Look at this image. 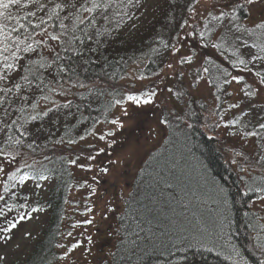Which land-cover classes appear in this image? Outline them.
<instances>
[{
  "label": "trees",
  "instance_id": "16d2710c",
  "mask_svg": "<svg viewBox=\"0 0 264 264\" xmlns=\"http://www.w3.org/2000/svg\"><path fill=\"white\" fill-rule=\"evenodd\" d=\"M199 1L164 0L147 16L140 14L142 0H95L101 7L93 11L86 10L93 0H22L8 9L12 20L0 17L16 29L7 51L0 37V158L10 160L0 171V238L21 215L46 213L31 249L1 264L60 260L73 217L79 144L124 101L117 84L131 70L144 78L162 71ZM214 1L227 9L211 10L195 26L204 50L196 72L207 77L221 112L235 106V70L264 77V20L249 23L246 0ZM29 44L31 52L24 50ZM261 106L258 115L238 121V110L231 120L250 142L237 162L227 158L216 130L204 127L205 102L189 96L185 107L163 110L164 136L136 171L116 219L118 238L103 264H264V213L254 207L264 199ZM26 181H49L46 195L30 198Z\"/></svg>",
  "mask_w": 264,
  "mask_h": 264
},
{
  "label": "rangeland",
  "instance_id": "374dc122",
  "mask_svg": "<svg viewBox=\"0 0 264 264\" xmlns=\"http://www.w3.org/2000/svg\"><path fill=\"white\" fill-rule=\"evenodd\" d=\"M163 1L142 0L140 14L148 16L156 13L154 9L160 8ZM226 5L214 0H200L160 73L144 78L131 70L118 82L117 85L123 89L124 101L116 107L108 122L99 125L78 146L83 154L75 166L78 183L74 186L69 201V213L73 217L67 225L71 235L67 248L61 250L63 255L56 264H103L108 259L118 238L116 219L123 210L124 200L131 190L136 171L149 151L164 136L165 127L160 119L163 110L183 108L189 96H193L205 102L207 111L204 127L216 130L219 144L227 158H234L237 162L247 152L250 142L243 139L242 132L237 131L239 123L231 120L238 110L242 114L238 121L244 120L246 116L258 115L259 110H262L264 84L260 77L253 70H235L233 77H243L242 80H232L230 85V103L235 106L218 112L207 77L204 73L200 76L196 72L198 60L204 50L194 35L195 26L200 25L211 10L221 12L222 7L227 9ZM246 5L249 23L264 20V0H246ZM241 81L249 84V91ZM252 90H255L254 97L249 93ZM130 94L151 99L149 103L137 105L127 99ZM243 103L246 105H242ZM9 163V159L0 158V171L5 170ZM49 185V181H43L39 185L26 181L24 190L29 191L30 198L40 194L44 196ZM254 207L264 213V199L255 201ZM45 220L46 213L36 209L2 236L0 264L2 261L22 258L31 249L33 236ZM73 245L76 247L73 248Z\"/></svg>",
  "mask_w": 264,
  "mask_h": 264
},
{
  "label": "snow or ice",
  "instance_id": "6c2138e0",
  "mask_svg": "<svg viewBox=\"0 0 264 264\" xmlns=\"http://www.w3.org/2000/svg\"><path fill=\"white\" fill-rule=\"evenodd\" d=\"M249 2H251V0H249ZM22 3V0H0V17H3L5 20H12L14 17L12 16V14L10 12H8V9L12 6H19L21 5ZM57 7H60V5H57ZM101 7L100 4L96 3L95 0H93V5H92V8L90 9H86L87 11H93L94 9L96 8H99ZM30 15H35V13H30ZM26 19V18H25ZM217 19H219V17H217ZM43 23V22H42ZM82 23V21H81ZM21 27H23V25H21ZM61 28H64V24L61 23L60 25ZM261 27H264V25H261ZM16 31V29L13 27L11 29L8 28L7 24L5 23H0V37L3 38V46H4V50L7 51V49L10 47V45L7 43L8 42V39L11 37L12 33ZM203 35V34H201ZM51 39L52 40H56V41H60V37L59 36H56V35H53L51 36ZM17 40L19 41V37L17 36ZM25 51H33V48H32V45L29 44V45H26ZM16 51H20L19 49V46L17 45L16 47ZM0 55H2V53H0ZM12 56L15 57V52L12 53ZM3 59L5 61H7L9 59V57L7 56H4ZM241 63H243V61H241ZM4 67L6 69H12L14 67L13 64L11 63H5L4 64ZM205 71H207V69H205ZM257 75H259V73H257ZM27 79V78H25ZM233 80H242L243 77L242 76H234L232 78ZM261 82L264 83V77H261ZM17 87L19 88L20 85H17ZM127 99L129 101H133L135 104L139 105L141 104L142 102L143 103H149L150 102V99L151 97H149L148 99H142V97L140 96H137V95H128ZM121 101L117 100L116 103L119 104ZM47 114V113H45ZM125 114L127 115V112H125ZM33 119H36V117H33ZM115 123V121H114ZM122 127V125H121ZM260 128L261 129H264V124H260ZM248 135H254V133H247ZM104 137H101V139H103ZM101 151H103V149H101ZM90 159H94V157H90ZM72 163H76V161H72ZM103 171H108L107 169H103ZM12 177L15 178V173L12 174ZM27 179V176L26 175H23V176H20V180H25ZM40 179H46V177L44 176H41ZM0 199H2V197H0ZM33 211H36V209H33ZM2 214V213H0ZM25 217L23 215H21L20 219L23 220ZM90 223V222H89ZM16 227V224L13 223L10 225V228H15ZM4 231H8L9 229H3ZM69 235H71V233H69ZM76 245H73V248H75Z\"/></svg>",
  "mask_w": 264,
  "mask_h": 264
}]
</instances>
